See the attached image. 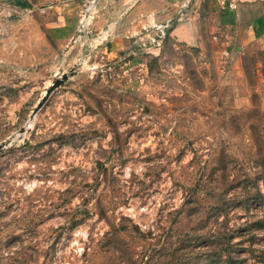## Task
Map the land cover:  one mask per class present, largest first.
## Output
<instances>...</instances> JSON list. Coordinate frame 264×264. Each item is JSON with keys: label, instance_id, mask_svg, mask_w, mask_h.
<instances>
[{"label": "rangeland", "instance_id": "rangeland-1", "mask_svg": "<svg viewBox=\"0 0 264 264\" xmlns=\"http://www.w3.org/2000/svg\"><path fill=\"white\" fill-rule=\"evenodd\" d=\"M9 1L0 264H264L263 52L231 59L208 13L192 45L96 24L123 0H88L67 42L20 40Z\"/></svg>", "mask_w": 264, "mask_h": 264}, {"label": "crops", "instance_id": "crops-1", "mask_svg": "<svg viewBox=\"0 0 264 264\" xmlns=\"http://www.w3.org/2000/svg\"><path fill=\"white\" fill-rule=\"evenodd\" d=\"M1 1V0H0ZM10 3L23 13L22 17L14 20L11 27L13 34H20V40L28 35L39 37L42 26L51 33L57 42H67L73 36L76 25L82 24L83 7L88 0H10ZM20 3L27 4V7ZM186 8V17L175 22L172 36L186 44L199 43L201 40V13H208L211 32L220 39L223 50L231 59L235 58L242 49L259 48L264 58V0H123L109 7L103 3L101 16L96 24L109 25L113 34L124 32L133 33L140 29L154 28L156 25L175 19L178 12ZM85 10V9H84ZM82 12V14H81ZM112 20L108 21L109 13ZM92 15L86 18L92 19ZM81 18V19H80ZM44 19V22H41ZM90 24V21L89 23ZM87 24V25H88ZM86 25V26H87ZM11 26V25H10ZM20 27V29H19ZM126 27L127 31H123ZM128 32V33H127ZM107 35V33H106ZM119 34L116 36L118 37ZM34 41V38L32 37ZM118 43V42H116ZM230 59V62H231Z\"/></svg>", "mask_w": 264, "mask_h": 264}, {"label": "built area", "instance_id": "built-area-1", "mask_svg": "<svg viewBox=\"0 0 264 264\" xmlns=\"http://www.w3.org/2000/svg\"><path fill=\"white\" fill-rule=\"evenodd\" d=\"M93 4L95 3V0L92 2ZM89 8L90 6L87 7L86 9V12L85 14L83 15V19H82V24L84 25V21L88 15V12H89ZM186 8H183L182 10H180L178 12V15L175 19H170V20H167L165 23L163 24H160V25H156L154 27V30H155V35H151L150 34V29H145L144 33H142L141 35H139V38L145 42L146 39L149 38L150 40V43L152 45H155V46H160L161 43H162V40L166 37L167 35V31L169 29H171L173 27V24L175 22H180L182 21L185 17H186Z\"/></svg>", "mask_w": 264, "mask_h": 264}, {"label": "water", "instance_id": "water-1", "mask_svg": "<svg viewBox=\"0 0 264 264\" xmlns=\"http://www.w3.org/2000/svg\"><path fill=\"white\" fill-rule=\"evenodd\" d=\"M69 79V75L65 74L60 79L56 80L55 83L52 85V87L45 93V96L43 97L42 101L38 104L36 109L33 112V116H35L48 102L52 94L63 85L64 82H66Z\"/></svg>", "mask_w": 264, "mask_h": 264}, {"label": "trees", "instance_id": "trees-1", "mask_svg": "<svg viewBox=\"0 0 264 264\" xmlns=\"http://www.w3.org/2000/svg\"><path fill=\"white\" fill-rule=\"evenodd\" d=\"M22 6H24V7H27V4L25 5V4H23V3H20ZM171 31V30H170Z\"/></svg>", "mask_w": 264, "mask_h": 264}, {"label": "bare ground", "instance_id": "bare-ground-1", "mask_svg": "<svg viewBox=\"0 0 264 264\" xmlns=\"http://www.w3.org/2000/svg\"><path fill=\"white\" fill-rule=\"evenodd\" d=\"M91 6V5H90Z\"/></svg>", "mask_w": 264, "mask_h": 264}]
</instances>
